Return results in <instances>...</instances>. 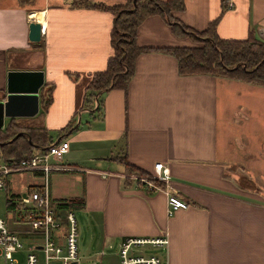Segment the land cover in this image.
Masks as SVG:
<instances>
[{"label":"crops","instance_id":"0c3cea01","mask_svg":"<svg viewBox=\"0 0 264 264\" xmlns=\"http://www.w3.org/2000/svg\"><path fill=\"white\" fill-rule=\"evenodd\" d=\"M71 1L0 0V93L10 70H39V94L52 87L39 120L52 143L68 144L60 163L65 169L49 176L51 200L83 199L75 264H117L122 238L161 233L167 236L165 250H157L161 264H264V189L253 169L259 160L264 166V138H258L264 137V88L179 75L172 56L147 51L136 56L124 91L101 93L96 111L82 107L88 81L112 53V15ZM88 1L112 6L127 0ZM181 1L183 10L173 16L187 28L201 31L216 19L220 39L250 34L264 40V0H225L223 6L220 0ZM31 22L40 26L38 42L27 39ZM135 44L188 45L157 15L137 26ZM39 111L38 103L33 116ZM122 154L149 174L161 163L166 190L127 175L114 161ZM19 175L26 189L39 183L36 173ZM11 176L7 189L17 184ZM242 176L255 189L240 188ZM167 191L186 204L170 216Z\"/></svg>","mask_w":264,"mask_h":264},{"label":"trees","instance_id":"16d2710c","mask_svg":"<svg viewBox=\"0 0 264 264\" xmlns=\"http://www.w3.org/2000/svg\"><path fill=\"white\" fill-rule=\"evenodd\" d=\"M17 1L23 4L25 0ZM224 1L220 0L222 6ZM71 6L102 10L112 15L109 34L112 53L105 68L93 73L88 81L82 107L96 111L101 93L114 89L124 91L132 75L136 56L147 51H159L172 56L179 75L207 74L264 88V40L254 38L250 34H247L244 39H220L214 31L216 19L207 23L205 29L201 31L187 28L173 16L174 13L183 10L181 0H127L112 6L88 0H72ZM152 15H157L164 20L175 38L190 39L196 44L162 49L137 46L135 44L137 26L144 18ZM51 90L50 86L40 94L38 91L40 111L35 117L9 118L0 129V162L10 164L18 159L29 157L34 152L44 151L52 143L39 120L51 102ZM93 101L96 105L92 108ZM16 134L19 135L8 142ZM114 161L121 165L127 175L150 177L149 173L127 163L123 154L116 155ZM152 181L155 182L153 179ZM137 182L140 181L137 180ZM160 184L162 183L157 182V186ZM237 184L242 189H255V184L245 176L239 177ZM5 202L8 204V200ZM82 205L81 197L54 202V212L62 226L66 211L78 210Z\"/></svg>","mask_w":264,"mask_h":264},{"label":"built area","instance_id":"2783aa9c","mask_svg":"<svg viewBox=\"0 0 264 264\" xmlns=\"http://www.w3.org/2000/svg\"><path fill=\"white\" fill-rule=\"evenodd\" d=\"M68 144L64 140L50 143L44 151L32 153L10 164L0 162V191L5 190L9 176L20 173H36L39 183L20 194L23 204H30L26 219L32 232L41 238L26 251L18 254L22 243L18 237L5 227L0 219V264H75L76 263V221L72 211H66L64 225L54 212V201L49 195V176L52 172L65 168L60 164ZM152 179L165 185L168 181L167 169L161 163L152 165ZM153 188L145 179L135 177ZM165 213L170 216L175 210L183 209L186 204L174 194L167 191ZM167 236L165 233L153 237H124L117 244V264H161L162 258L157 250H165ZM34 252H40V257ZM102 250L98 252L101 256Z\"/></svg>","mask_w":264,"mask_h":264},{"label":"water","instance_id":"95a60500","mask_svg":"<svg viewBox=\"0 0 264 264\" xmlns=\"http://www.w3.org/2000/svg\"><path fill=\"white\" fill-rule=\"evenodd\" d=\"M133 3V1H132ZM40 26L29 23L27 39L29 42L39 41ZM42 85V73L36 71L10 70L5 74L4 92L0 93V129L4 118H27L35 115L38 106V91ZM75 126H72L70 132ZM14 135L8 142L14 140Z\"/></svg>","mask_w":264,"mask_h":264},{"label":"rangeland","instance_id":"374dc122","mask_svg":"<svg viewBox=\"0 0 264 264\" xmlns=\"http://www.w3.org/2000/svg\"><path fill=\"white\" fill-rule=\"evenodd\" d=\"M189 46L195 45L196 43H192L190 39H185ZM8 120V119H7ZM7 120L5 121V124L7 123ZM260 135V134H259ZM264 138V137H258ZM259 163L253 167V169H256V173L258 175L257 181H258V188L264 189V166H262ZM18 174V173H17ZM16 175V174H15ZM11 176L13 180H16L17 184H14V187L5 190L0 191V219L4 221L5 227L8 231L15 234L20 242L22 243V248L18 252V254H21L22 252L26 251V248L31 246L33 243H39L41 241V238L39 236H36L34 232H32L30 228V223L26 219L27 210L30 207V204H23L20 201V194L25 192L27 189L25 188V180L24 175L19 176ZM140 177V176H138ZM145 179L149 184L152 186H157V181H152V176L150 174L149 178H143ZM151 179V180H150ZM263 183V184H262ZM29 190V188H28ZM8 200V204L5 202ZM73 215L76 221V238L75 244H78V231L80 228V224L83 226L82 218L78 210L73 211ZM83 233L85 234V231L83 229ZM36 255H38V258L40 257V252H34ZM50 264H56L55 262H50Z\"/></svg>","mask_w":264,"mask_h":264}]
</instances>
